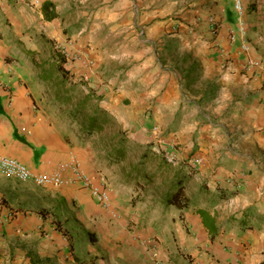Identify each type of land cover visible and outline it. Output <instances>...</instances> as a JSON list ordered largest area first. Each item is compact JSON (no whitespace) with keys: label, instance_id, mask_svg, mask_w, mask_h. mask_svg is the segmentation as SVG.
<instances>
[{"label":"crops","instance_id":"crops-1","mask_svg":"<svg viewBox=\"0 0 264 264\" xmlns=\"http://www.w3.org/2000/svg\"><path fill=\"white\" fill-rule=\"evenodd\" d=\"M36 1L0 0V153L49 173L75 156L110 188L112 207L77 182L39 184L0 172V264H264V86L251 62L264 46V0H243L242 18L232 0H148L149 11L135 0L117 3L130 16L125 23L149 27L140 42L156 45L160 36L128 77L139 109L129 137L177 155L163 179L139 192L35 92L23 32L64 18L57 7L60 16L46 21ZM241 19L246 37L232 40ZM176 22L180 33H167ZM215 103L225 113L216 122L204 110ZM184 162V171L194 170L185 185L190 204L166 206L168 179Z\"/></svg>","mask_w":264,"mask_h":264},{"label":"rangeland","instance_id":"rangeland-1","mask_svg":"<svg viewBox=\"0 0 264 264\" xmlns=\"http://www.w3.org/2000/svg\"><path fill=\"white\" fill-rule=\"evenodd\" d=\"M119 1L120 0L56 1V9L59 7L64 12L63 22L59 25L58 20H54L50 24V27L45 26V29L41 31L34 28L26 29L23 34L29 36V38H23L21 53L24 54V58L28 61V67L33 73L32 80L34 81L33 87L35 92L43 98L51 110L56 109L66 117L67 120H70L71 124H73L74 127L76 126L79 131V122H76L64 111V108H68L71 104L60 105L55 99V91L62 90L63 93H69L73 102H78L89 93L91 95L89 98L90 108L100 105L108 110L114 120L113 125H111L113 130L115 129L120 132L124 131L130 141L129 144H132L129 145L130 150L125 161L109 162L108 159H104L108 161L110 169L115 172L116 176L119 177L127 188L133 187L138 191L139 189L144 190L145 188H149L152 183L159 182L160 179H163L162 177L165 176V171L163 172V170L167 168H160L159 157L151 154L148 158L146 169L151 172V174H154V177L152 182L145 184V188L137 187L138 182V185H140V182L145 181L142 175H136L135 173H131V175L127 174V171L130 170L132 166L130 161L133 163L138 161L141 152L145 148L144 145H133L135 143L137 144L139 141H134L129 137L130 132L137 130L136 121L134 119L138 118L137 114H139V109L137 107L138 104L130 100V96H132V92L137 85H133L134 82L128 80V77L130 76L129 74L133 73L138 75L140 62L142 61L141 58L149 54V47H151L152 50H154L155 47L158 48V39L160 36L157 38L156 45L153 42H140L138 36L147 37L149 27H146L144 24L141 26H134L131 23H125V21L129 20L130 16L121 15L118 11L116 6ZM135 1L141 3L143 6L148 5V0ZM128 2L131 4L133 0H128ZM35 4L40 6L41 10L42 2L37 0L34 4L32 3V5ZM149 10L150 8L148 6L143 7V11ZM130 11V15H132V7ZM143 11L140 13H143ZM171 13L180 15L178 10H174ZM32 14L35 16L36 20L39 19L37 11H34ZM176 19L180 22L182 18L176 17ZM179 22H176L174 26H170L167 33H180L181 28L179 27ZM48 38L55 39L66 51L70 58L67 67L71 69L77 81H67L66 85L62 84L61 86H55L56 84H53L52 80H40L39 72L43 69L47 70L52 67V63L49 61L51 59L49 56L51 45ZM25 43L29 45L28 48H26L27 44ZM258 52L257 58L255 57L257 60H254L255 62L252 64V67L259 70L256 75L258 74L260 78H257V80L264 86V46H260ZM35 60H40L42 64L38 66V64H35ZM75 68H81L83 71L79 72L80 69L75 71ZM57 73L58 72L54 73L55 79H58ZM253 74L255 73L253 72ZM183 85L186 89L184 81ZM91 91L93 93H90ZM119 92H124V97L121 102L117 103L113 99ZM127 109H129V112L126 111ZM204 110L210 112L212 117L211 120L215 122L219 120L220 116H224L225 114L222 113V108L216 109V103ZM212 110L214 113H212ZM121 116L126 120L124 123L119 120ZM115 117H117L118 120ZM203 119V117H200V120ZM92 140L94 141V137ZM139 143L144 144L143 142ZM152 150L156 153H160V149L152 148ZM100 155L103 156L104 153H100ZM184 164L185 162L180 163V166ZM123 167L126 168L124 170L127 171L123 172ZM174 173L175 172L171 175V178ZM138 192L137 196H139Z\"/></svg>","mask_w":264,"mask_h":264},{"label":"trees","instance_id":"trees-1","mask_svg":"<svg viewBox=\"0 0 264 264\" xmlns=\"http://www.w3.org/2000/svg\"><path fill=\"white\" fill-rule=\"evenodd\" d=\"M41 9L44 13L45 19L51 20L60 16V13L56 9V3L52 0H47L42 3ZM48 41L51 45L50 57L52 67L47 70H41L39 72L40 80H52L55 86H61L62 84L67 83V81L74 82L77 81L73 76V73L67 64L70 61V58L66 51L57 43L55 39L48 38ZM44 63V61H43ZM35 64L41 65L40 60L36 61ZM55 72H58V79H55ZM66 87V86H65ZM62 88V87H60ZM90 93H93L92 91ZM55 99L59 102L60 105L71 104L68 108H64V111L80 124V131L84 138L92 139L94 137L93 145L99 153H104L102 156L105 159H108L109 162L125 161L128 157V152L130 150L129 144L130 141L128 136L124 131L120 132L113 130L111 125H113V119L107 109L97 105L95 107H89V98L91 95L88 93L82 97L78 102H73L69 93H63L62 90H57L54 92ZM133 145L143 146L144 150L139 156V160L136 162H131V169L124 170L127 171L128 175L135 173L136 175H142L145 181L140 182V185L137 183V187L145 188L146 185L152 182L154 174L147 171V161L149 156L152 154L159 157L160 168L169 169L175 162L170 161L167 158L166 151L160 149V153H156L152 150L151 143H135ZM184 165H188L187 163ZM184 165L179 168V171H175L172 178L168 180L167 183V192L165 196V205L171 206L174 205L179 208L188 207L190 204V199L185 193L186 180L194 171L189 170V172L184 171Z\"/></svg>","mask_w":264,"mask_h":264},{"label":"built area","instance_id":"built-area-1","mask_svg":"<svg viewBox=\"0 0 264 264\" xmlns=\"http://www.w3.org/2000/svg\"><path fill=\"white\" fill-rule=\"evenodd\" d=\"M233 7L237 14L242 18L245 14L243 0H232ZM246 22L241 19L236 32L231 34V39L236 40L238 34L246 37ZM250 45L245 42L243 50L248 51ZM253 64V61H251ZM250 62V63H251ZM170 161L176 162L177 155L174 152L166 153ZM200 158L196 157L193 161L197 163ZM69 171V176H64V172ZM0 172L6 177H14L22 181L34 180L39 184H63L67 181L77 182L82 187L90 189L98 204L104 209H111L112 198L110 188L106 184H96L93 176L87 173L80 160L73 156L69 161L62 162L53 172H34L18 158L0 153ZM142 245L154 247L152 240H142Z\"/></svg>","mask_w":264,"mask_h":264}]
</instances>
